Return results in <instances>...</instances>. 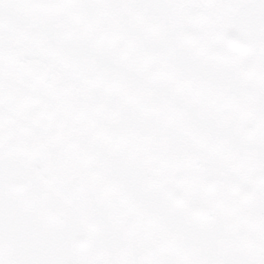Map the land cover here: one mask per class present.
Here are the masks:
<instances>
[{
	"label": "snow or ice",
	"instance_id": "6c2138e0",
	"mask_svg": "<svg viewBox=\"0 0 264 264\" xmlns=\"http://www.w3.org/2000/svg\"><path fill=\"white\" fill-rule=\"evenodd\" d=\"M0 264H264V0H0Z\"/></svg>",
	"mask_w": 264,
	"mask_h": 264
}]
</instances>
